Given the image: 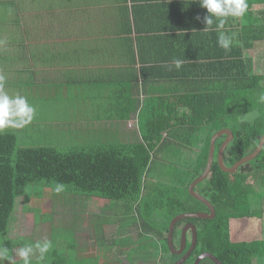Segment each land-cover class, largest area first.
I'll return each instance as SVG.
<instances>
[{"label":"trees","instance_id":"1","mask_svg":"<svg viewBox=\"0 0 264 264\" xmlns=\"http://www.w3.org/2000/svg\"><path fill=\"white\" fill-rule=\"evenodd\" d=\"M247 2L245 16L229 18L224 29L218 30L214 23L199 35L198 31L205 28L201 20L189 25L192 34L182 33L173 40V58L183 61L181 68L173 64L142 68V80L136 77L129 82L134 98H126L125 103L130 104V110L99 114L104 121L134 119L136 131L129 130L124 139H99L90 146L80 144L83 146L63 151L53 146L20 147L15 133L0 132V236L9 235L17 199L29 196L30 186L56 184L70 186L78 196L97 198L102 201L99 209L110 202H122L132 219L131 227L138 232L137 243L146 236L156 240L155 260L142 264H174L180 260L168 247L169 225L181 214L209 212L189 194V186L207 166L213 135L223 129L233 132L234 140L224 155L226 165L232 167L257 149L264 134V102L259 99L264 94V73L258 72L250 54L264 42V0ZM21 8V0H0V29L9 23L20 26ZM206 14L204 9L199 15ZM126 19V40L120 42L129 43L131 48H123L121 53L131 55L136 63L131 35L137 30L132 29L130 17ZM222 33L231 40L228 50L218 44ZM98 100L100 106L102 101L115 105L118 98ZM224 139L217 141V150ZM196 192L214 206L216 217L177 224L175 248L180 245L186 224L192 223L197 229L196 249L185 264H194L206 252L223 264H262L264 149L234 175L222 172L215 160L210 175ZM29 202L24 201L26 205ZM78 242L82 245L81 240ZM191 242L189 232L188 248ZM5 243L12 249L11 240ZM92 250L95 254L90 258L81 256L86 250L73 254L76 264H89V260L91 264H137L122 254L113 255L106 263L97 247ZM65 262L59 258L52 264ZM201 264L214 263L206 259Z\"/></svg>","mask_w":264,"mask_h":264},{"label":"crops","instance_id":"2","mask_svg":"<svg viewBox=\"0 0 264 264\" xmlns=\"http://www.w3.org/2000/svg\"><path fill=\"white\" fill-rule=\"evenodd\" d=\"M21 5V25L9 23L0 29V64L20 65L21 73L33 77L26 84L35 86L34 92L42 86L49 91L48 97L71 98L79 113L92 114L91 133L103 130L105 140L124 139L130 130L126 126L134 124V119L104 121L99 114L129 111L125 99L134 98L129 82L136 77L142 80V68L173 64V40L182 33L192 34L188 26L201 23L197 17L202 19L204 13L195 0H21ZM128 17L137 30L131 35L136 63L131 55L121 53L123 48H131L120 42L126 40L123 31L127 32ZM111 97L118 98L115 105L103 101L99 105V98ZM91 221L86 218L80 228L90 231ZM89 245L81 254L84 258L95 254L94 246ZM120 254L124 250L101 251L106 263ZM16 263L23 260L17 257Z\"/></svg>","mask_w":264,"mask_h":264},{"label":"rangeland","instance_id":"3","mask_svg":"<svg viewBox=\"0 0 264 264\" xmlns=\"http://www.w3.org/2000/svg\"><path fill=\"white\" fill-rule=\"evenodd\" d=\"M250 54L255 60L258 72L264 73V42H260ZM20 69V65L0 64V75L5 78L2 87L9 95L19 93L27 97L28 102L36 109L35 118L23 129L9 128L0 132L15 133L20 147L53 146L63 151L83 146L80 144L90 146L99 139H104L105 131L99 130L97 134H93L89 130L92 114L79 113L71 98L66 100L62 96H46L49 91L42 86L34 92L36 87L32 88L26 84L33 77L21 73ZM53 126L59 130H50ZM77 127L88 129L77 130ZM126 128L136 131L133 124L127 125ZM113 139L115 142L119 141V138ZM57 187L61 188L60 192L56 191ZM28 195L17 199L9 235L6 238L0 236V247L6 246L7 239L13 243L11 252L31 245V264H52L53 260L59 258L65 259L64 264H76L73 254L89 250V244L100 251L107 249L119 252L125 249L123 258H132L137 264L155 260L156 240L152 236H146L137 243L138 232L131 227L132 219L126 215L122 202H110L99 209V202L102 201L98 202L97 198L78 196L70 186H46V183L30 186ZM25 200L30 201L28 205L24 203ZM259 205L260 202L256 207ZM89 214L93 215V218L89 217ZM86 218L92 219L91 223L89 222L90 231L80 228ZM100 238L102 239L97 241ZM44 241H49L51 247L41 258L35 246ZM53 250H57V255L52 254ZM89 262L91 264L92 260Z\"/></svg>","mask_w":264,"mask_h":264},{"label":"clouds","instance_id":"4","mask_svg":"<svg viewBox=\"0 0 264 264\" xmlns=\"http://www.w3.org/2000/svg\"><path fill=\"white\" fill-rule=\"evenodd\" d=\"M195 2L207 10V14L202 19L197 17L205 25L203 31H208L214 23L218 30L224 29L229 18H243L249 10L247 0H195ZM218 44L221 48L228 50L231 40L222 33L218 38ZM173 64L179 69L183 61L174 59ZM4 79V76L0 75V131L9 128L23 129L33 122L36 109L28 102L27 97L19 93L9 95L4 91L2 87ZM259 99L264 102V94ZM56 191L60 192L61 188L57 187ZM35 247L39 250L40 257L43 258L48 253L51 243L44 241L37 243ZM32 254L31 245L21 247L14 252L6 246L0 247V264H16L17 257L23 260V264H31Z\"/></svg>","mask_w":264,"mask_h":264},{"label":"water","instance_id":"5","mask_svg":"<svg viewBox=\"0 0 264 264\" xmlns=\"http://www.w3.org/2000/svg\"><path fill=\"white\" fill-rule=\"evenodd\" d=\"M223 137H226L220 148L217 150L216 144L217 141ZM234 140V134L229 129H223L219 132L215 133L211 139L210 143V150L208 155V162L207 166L203 172L202 175H200L197 179H195L192 184L189 186V194L196 199L197 201L204 204L209 212H197V213H185L181 214L177 217H175L169 225V233H168V247L170 252L175 256H182L183 257L178 260L174 264H185L193 254L194 250L197 246L198 241V235H197V229L194 224L189 223L186 224L182 230L181 233V239H180V246L179 248H175L174 246V232L177 224L183 220L188 219H199V220H212L216 217V210L214 206L202 195L196 192V187L204 182L208 176L210 175L214 162L217 160V163L222 170V172L226 174L234 175L238 172L241 166L248 164L255 160L259 154L264 149V134L262 137L259 138V145L257 149L250 155L246 156L245 158L241 159L237 163H235L232 167H228L225 163V151L227 147L233 142ZM216 157V159H215ZM191 231L192 233V242L187 250L188 245V232ZM209 259L214 264H223L217 257H215L212 253L206 252L198 256V258L195 260L194 264H201L202 261Z\"/></svg>","mask_w":264,"mask_h":264},{"label":"flooded vegetation","instance_id":"6","mask_svg":"<svg viewBox=\"0 0 264 264\" xmlns=\"http://www.w3.org/2000/svg\"><path fill=\"white\" fill-rule=\"evenodd\" d=\"M223 138H225V139H226V137H223ZM225 139H224V140H225ZM223 142H224V141H223ZM189 232H191V231H189ZM189 232H188V233H189ZM179 246H180V245H179ZM178 248H179V247H178ZM178 248H177V249H178ZM188 249H189V248L187 247V250H188ZM180 257L182 258V257H183V255H182V256H180Z\"/></svg>","mask_w":264,"mask_h":264}]
</instances>
